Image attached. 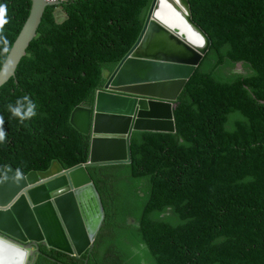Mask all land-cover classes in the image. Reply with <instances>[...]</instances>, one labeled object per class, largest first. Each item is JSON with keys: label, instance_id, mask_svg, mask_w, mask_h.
Returning <instances> with one entry per match:
<instances>
[{"label": "trees", "instance_id": "trees-1", "mask_svg": "<svg viewBox=\"0 0 264 264\" xmlns=\"http://www.w3.org/2000/svg\"><path fill=\"white\" fill-rule=\"evenodd\" d=\"M152 0L46 6L14 77L0 86V176L86 163L70 122L138 39ZM212 45L176 101V132H134L132 162L88 168L105 219L82 258L40 245L32 264H264V0H189ZM0 68L32 0H0ZM59 11L67 15L55 22ZM243 72H235L237 65ZM30 104L35 115L20 120ZM103 240L105 245L103 246ZM102 258L93 257L94 251Z\"/></svg>", "mask_w": 264, "mask_h": 264}, {"label": "water", "instance_id": "water-1", "mask_svg": "<svg viewBox=\"0 0 264 264\" xmlns=\"http://www.w3.org/2000/svg\"><path fill=\"white\" fill-rule=\"evenodd\" d=\"M57 4L32 0L0 68V86L14 77L45 7ZM61 15L55 14L56 23L66 20L67 15ZM211 45L192 18L189 0H152L137 41L106 74L92 107L72 112L71 124L90 137L87 162L64 169L55 160L47 171L26 174L5 165L0 176V239L27 253L24 264L30 250L39 252L41 244L77 258L92 251L105 209L88 168L130 164L134 132L175 133V103ZM78 109L87 111L85 130L72 121Z\"/></svg>", "mask_w": 264, "mask_h": 264}, {"label": "clouds", "instance_id": "clouds-1", "mask_svg": "<svg viewBox=\"0 0 264 264\" xmlns=\"http://www.w3.org/2000/svg\"><path fill=\"white\" fill-rule=\"evenodd\" d=\"M67 1V0H66ZM66 1H63V2H66ZM44 2H46L45 0H44ZM48 3H52V2H48ZM58 2H54V4H57ZM58 13H61V12H59V11H57ZM56 12V13H57ZM61 14H64V13H61ZM4 16H5V8H4V6L3 5H0V25H3L4 23H6V20H5V18H4ZM0 42H3V37L2 36H0ZM238 65H242V64H238ZM237 65V66H238ZM242 67H243V65H242ZM244 70H240L238 73H242ZM8 108H9V111H10V113H11V115L12 116H15V117H17L18 119H20L21 121L22 120H24V119H27V118H29V117H31V116H33V115H35V111H34V109H35V105L34 104H30L29 106H28V108H27V110L21 115V112H20V110L18 109V108H16V107H13L12 105H9L8 106ZM4 136H5V134H4V132H3V129L2 128H0V142H3V140H4ZM100 233V232H99ZM99 233H98V236H99ZM97 236V237H98ZM97 241V240H96ZM96 241H95V244H96ZM94 247V246H93ZM93 252V248H92V251L88 254V255H90L91 253ZM34 255H35V252L33 253ZM84 255H87V254H84ZM83 255V256H84ZM82 256V257H83ZM81 257V258H82Z\"/></svg>", "mask_w": 264, "mask_h": 264}, {"label": "bare ground", "instance_id": "bare-ground-1", "mask_svg": "<svg viewBox=\"0 0 264 264\" xmlns=\"http://www.w3.org/2000/svg\"><path fill=\"white\" fill-rule=\"evenodd\" d=\"M73 123H75V125L77 124V127H79L82 130H85L87 127V111L86 110H81L78 109L75 113H74V117L72 119ZM0 244H3L5 246H9L12 249H14L16 251V260L18 262V264H24L25 263V258L27 256V253L24 252V250L22 248H19L7 241H3L2 239H0Z\"/></svg>", "mask_w": 264, "mask_h": 264}, {"label": "rangeland", "instance_id": "rangeland-1", "mask_svg": "<svg viewBox=\"0 0 264 264\" xmlns=\"http://www.w3.org/2000/svg\"><path fill=\"white\" fill-rule=\"evenodd\" d=\"M56 14H57L58 18L62 17V15L59 14L58 12ZM237 70H243L242 65H238ZM106 74H105V76H106ZM105 241L106 240H103V242H102L103 246L105 245ZM15 253H16V251L14 249H12L11 247L0 244V264H18V262L16 260L17 255ZM33 253L34 252H31V250H30L29 255H31V256L29 257V261H27L26 264H30L32 257H33V259L35 258V255ZM95 255L99 256V258H102V256H103L102 252L96 251V250L94 251L93 257H95Z\"/></svg>", "mask_w": 264, "mask_h": 264}, {"label": "built area", "instance_id": "built-area-1", "mask_svg": "<svg viewBox=\"0 0 264 264\" xmlns=\"http://www.w3.org/2000/svg\"><path fill=\"white\" fill-rule=\"evenodd\" d=\"M46 2H62V1H66V0H45Z\"/></svg>", "mask_w": 264, "mask_h": 264}, {"label": "flooded vegetation", "instance_id": "flooded-vegetation-1", "mask_svg": "<svg viewBox=\"0 0 264 264\" xmlns=\"http://www.w3.org/2000/svg\"><path fill=\"white\" fill-rule=\"evenodd\" d=\"M101 197V196H100ZM102 199V198H101ZM98 239V237L96 238V240ZM94 248H95V244H94V247H93V250H94ZM77 258V257H76Z\"/></svg>", "mask_w": 264, "mask_h": 264}, {"label": "crops", "instance_id": "crops-1", "mask_svg": "<svg viewBox=\"0 0 264 264\" xmlns=\"http://www.w3.org/2000/svg\"><path fill=\"white\" fill-rule=\"evenodd\" d=\"M33 261H34V259H33ZM33 261H32V259H31V262H30V264H32V262H33Z\"/></svg>", "mask_w": 264, "mask_h": 264}]
</instances>
